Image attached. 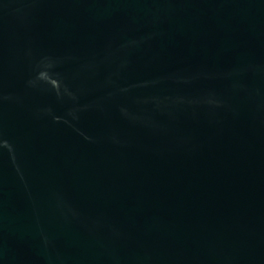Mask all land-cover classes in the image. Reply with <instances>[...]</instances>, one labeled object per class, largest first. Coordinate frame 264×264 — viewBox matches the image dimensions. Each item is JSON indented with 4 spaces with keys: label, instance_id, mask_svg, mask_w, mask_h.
I'll use <instances>...</instances> for the list:
<instances>
[{
    "label": "water",
    "instance_id": "obj_1",
    "mask_svg": "<svg viewBox=\"0 0 264 264\" xmlns=\"http://www.w3.org/2000/svg\"><path fill=\"white\" fill-rule=\"evenodd\" d=\"M0 264H264V0H0Z\"/></svg>",
    "mask_w": 264,
    "mask_h": 264
}]
</instances>
